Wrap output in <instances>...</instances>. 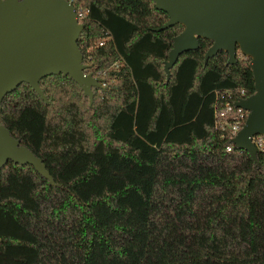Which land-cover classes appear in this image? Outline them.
<instances>
[{"label":"trees","instance_id":"16d2710c","mask_svg":"<svg viewBox=\"0 0 264 264\" xmlns=\"http://www.w3.org/2000/svg\"><path fill=\"white\" fill-rule=\"evenodd\" d=\"M82 3L85 70H105L107 86L90 103L57 73L39 80L46 100L27 82L2 98L0 123L53 182L0 167V264H264V151L253 160L213 126L215 90L254 91L249 57L205 63L212 41L199 37L167 80L182 24L156 29L168 14L153 0Z\"/></svg>","mask_w":264,"mask_h":264},{"label":"water","instance_id":"95a60500","mask_svg":"<svg viewBox=\"0 0 264 264\" xmlns=\"http://www.w3.org/2000/svg\"><path fill=\"white\" fill-rule=\"evenodd\" d=\"M153 2L168 14L167 20L156 29L176 23L183 25L172 37L163 61L167 80L179 55L197 48L199 37L212 41L204 53L205 63L218 50L227 51V63L236 61L237 51L249 57L254 91L235 101L248 114L231 141L256 160L257 150L251 136L264 133V0ZM83 29L84 24L77 22L74 6L67 0H0V111L4 95L21 82L29 83L46 100L39 80L57 73L74 79L92 103V87H100L102 78L85 72L87 64L78 46ZM8 160L30 164L53 180L41 158L0 123V167Z\"/></svg>","mask_w":264,"mask_h":264},{"label":"built area","instance_id":"2783aa9c","mask_svg":"<svg viewBox=\"0 0 264 264\" xmlns=\"http://www.w3.org/2000/svg\"><path fill=\"white\" fill-rule=\"evenodd\" d=\"M74 6L75 16L78 23H83L88 18L90 13V8L82 3V0H67ZM112 40V33L110 30L105 29L104 36L97 39V45H103L106 41ZM87 51L90 50V46L86 48ZM239 51H237L238 53ZM242 54L241 52H239ZM244 55V54H243ZM88 56L87 59H89ZM117 63H114V66ZM85 72H87L85 70ZM105 70H98L96 74L101 78L105 75ZM102 86H107V81L103 78L100 81ZM215 102H214V115H213V126L220 133V136L228 134L233 137L237 131L243 126L248 110L242 106L235 104V101L243 98L244 96L235 95L234 90H225L220 92L218 90L214 91ZM251 142L255 146L256 150L264 151V133H256L251 136ZM227 150L231 149V144L226 146Z\"/></svg>","mask_w":264,"mask_h":264}]
</instances>
